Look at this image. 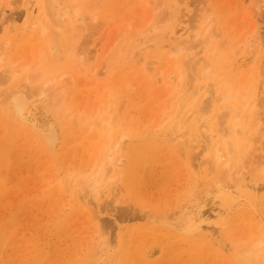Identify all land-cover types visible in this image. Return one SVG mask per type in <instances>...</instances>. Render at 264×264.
Wrapping results in <instances>:
<instances>
[{"label": "rangeland", "instance_id": "obj_1", "mask_svg": "<svg viewBox=\"0 0 264 264\" xmlns=\"http://www.w3.org/2000/svg\"><path fill=\"white\" fill-rule=\"evenodd\" d=\"M0 264H264V0H0Z\"/></svg>", "mask_w": 264, "mask_h": 264}, {"label": "bare ground", "instance_id": "obj_2", "mask_svg": "<svg viewBox=\"0 0 264 264\" xmlns=\"http://www.w3.org/2000/svg\"><path fill=\"white\" fill-rule=\"evenodd\" d=\"M262 7V5L257 6L258 9H260ZM34 26V25H33ZM16 73V72H15ZM29 80V79H28ZM27 81V80H26ZM53 82V80H52ZM49 83H51V81H47L45 83H43L42 86H40L38 89L35 90H31V89H26L25 87H21L20 86L14 90L13 94H12V101L14 103V108H15V114L18 116H21V118L25 117V113L27 112L29 114V112H31L32 107L35 106V104L43 97L47 96V88L49 86ZM36 107V106H35ZM252 108H254V105H252L249 108V113H251V111L253 110ZM201 109L199 108V111ZM33 112V111H32ZM35 112V111H34ZM27 115V114H26ZM249 117V116H248ZM101 121V120H100ZM104 121V120H102ZM216 153V158L215 161L220 162L223 157L225 156L223 151L219 148H217L215 150ZM109 161V167L113 168L114 170L118 167L117 165H113V156L111 153H109L108 155ZM112 170V171H114ZM104 173L102 172L101 174V179H104ZM98 181L97 180H92L90 183V187L92 190H96L98 188Z\"/></svg>", "mask_w": 264, "mask_h": 264}]
</instances>
